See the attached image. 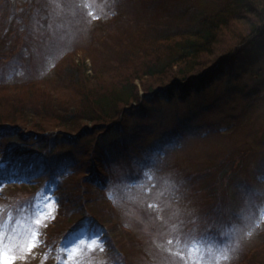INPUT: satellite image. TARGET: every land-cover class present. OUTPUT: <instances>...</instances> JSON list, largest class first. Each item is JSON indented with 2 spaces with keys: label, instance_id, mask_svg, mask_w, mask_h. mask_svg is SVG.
I'll use <instances>...</instances> for the list:
<instances>
[{
  "label": "rangeland",
  "instance_id": "rangeland-1",
  "mask_svg": "<svg viewBox=\"0 0 264 264\" xmlns=\"http://www.w3.org/2000/svg\"><path fill=\"white\" fill-rule=\"evenodd\" d=\"M1 1L0 25L6 22L11 38L5 42V35H0V109L10 108L15 100L28 109L54 105L57 111L61 92L72 94L60 89V82L68 78L64 69L71 64L88 57L87 67L96 68L92 81L98 83V94L115 93L128 72L139 68L141 62L131 64L133 59L122 54L137 51L129 44L137 34L133 28L124 30V25L156 19L169 31H178L214 4ZM108 55L120 62L102 68L101 58ZM241 62L238 72L244 68ZM236 77L237 88L222 80L187 102L164 100L147 117H127V128L102 137V150L100 140L95 145L98 132H85L76 140L53 133L48 144L36 137L0 138V162L7 175L0 180V264L13 258L14 264L257 263L264 249V151L258 153L264 134V90L256 91L257 80ZM208 129L217 132L208 134ZM21 147L30 153L20 151L14 160H3L5 151ZM26 155L32 157V165L25 164ZM236 158L242 169H236ZM217 161L227 169L234 166V183L232 177L226 191L238 193L236 205L226 207L230 215L212 226L205 212L221 193L218 187L201 190L204 183L187 175ZM98 162L103 164L101 183ZM82 207L101 215L108 228L89 216L71 240L55 239ZM116 247L126 252V262Z\"/></svg>",
  "mask_w": 264,
  "mask_h": 264
},
{
  "label": "trees",
  "instance_id": "trees-1",
  "mask_svg": "<svg viewBox=\"0 0 264 264\" xmlns=\"http://www.w3.org/2000/svg\"><path fill=\"white\" fill-rule=\"evenodd\" d=\"M212 1L214 4L209 7V12H203V15L197 14L195 18L187 20L184 22L182 30L169 31L167 29L169 26H165L163 20L158 22L156 19H154L156 22L150 20L142 23L138 20L137 24L132 22V26L124 25V30L133 28L132 30L137 34L129 40L130 46L133 45L131 49L137 51H123L122 54L126 53L127 58L133 59L131 61L127 59L131 64L141 62L139 64V68H141L128 72L129 75L126 76L125 83L119 85L122 86L121 89L115 90L117 94L114 91L110 94L109 91L106 92L107 94H98L95 87L98 83L92 81L94 73L96 74V68L87 67L85 63L88 57H85L83 62L74 63L76 65L71 64L68 66V70L64 69L68 78H64V82H60V89H68L72 94L61 92L62 104L58 105V111L54 105H44L36 110L28 109L27 106L22 105V102L15 100H11L14 105L10 104V108H1L0 138L7 136L12 139L21 136L26 141L36 137V139L40 138V142L48 144L51 139L50 135L53 133H59V135L63 133L64 139L76 140L78 135L80 137L85 132H98L95 145L98 147L97 143L100 140L102 150L101 140L104 135L116 129L127 128V117L133 114L147 117L152 111L151 108L156 107L158 102L162 103L164 100L168 103L187 102L192 96L202 94L206 89L209 90L215 83L217 85L222 80L226 82L227 86L233 85L237 88V85L234 84L238 79L236 76H247L253 81L257 80L255 88L257 92H261L264 90V0ZM30 2L33 0H29ZM193 6L192 4L189 8L192 9ZM16 8L15 11L20 12V8ZM189 8L187 7V9ZM232 22L241 26L240 30L237 25H232ZM178 26L182 27V24H178ZM8 27L6 22L0 25V35H5V42L10 36L6 30ZM121 43L119 45L122 47L123 43ZM146 48L151 51H145ZM126 55L123 56L126 57ZM241 59H243L242 62ZM101 60L100 65L108 63L109 66H113L109 62L115 61L117 64L120 62V59L117 61L118 58L114 59L112 55L101 58ZM239 62L243 64L241 67L244 68L238 72ZM123 64L124 61L121 66ZM100 72L102 73L101 70ZM60 77L59 75L58 78ZM118 78L125 77L118 76ZM12 86L22 87L25 85L14 84ZM230 87H228L229 91ZM69 103L74 107L73 109H70ZM210 130L217 132L216 129ZM210 130L208 129V134L211 133ZM24 141L23 144L28 143ZM260 148L262 150H259L258 153L264 151V134ZM20 151L30 153L23 151L22 147L20 150H7L3 160L6 161V158L14 160L16 153ZM24 162L32 165L34 161L30 155H26ZM233 163L236 169H242V163L237 158ZM98 166L100 174L97 176V182L101 183L104 178L102 162H98ZM5 168L4 164L0 162V180L7 176L6 173H3ZM214 170H217L218 174H213ZM197 171L199 172L189 173L187 179L193 180V177L196 176L198 183L201 185L202 182L204 183L201 190L211 191L218 187L221 193L215 201L217 206L216 204L212 205L205 212L209 217L210 225L214 226L216 220L225 219L230 215L226 207L236 205L234 196L238 193L237 190L233 193L226 191L231 182L234 183L236 175L234 166L233 169L232 166L227 169L225 163L221 165L217 161L210 168ZM82 178L88 179L84 176ZM29 183L25 182V184ZM73 211L75 212V210ZM79 211L80 214L75 215V221L67 219L70 224L57 231L55 239L59 241L71 240V237L78 233L82 226H85L84 220L89 216L94 217L97 222L108 228L106 220L101 218V215H95L86 207H82ZM116 248L119 255L126 259L127 255L124 254L126 252L121 251L123 248ZM259 258L255 264H264V249ZM127 260L128 257L126 260L121 258L122 262Z\"/></svg>",
  "mask_w": 264,
  "mask_h": 264
},
{
  "label": "snow or ice",
  "instance_id": "snow-or-ice-1",
  "mask_svg": "<svg viewBox=\"0 0 264 264\" xmlns=\"http://www.w3.org/2000/svg\"><path fill=\"white\" fill-rule=\"evenodd\" d=\"M33 247H35V244H33ZM5 264H14V258L11 261L5 262Z\"/></svg>",
  "mask_w": 264,
  "mask_h": 264
}]
</instances>
